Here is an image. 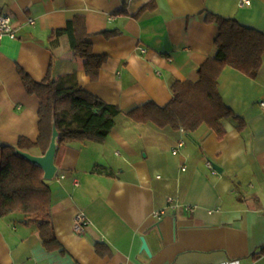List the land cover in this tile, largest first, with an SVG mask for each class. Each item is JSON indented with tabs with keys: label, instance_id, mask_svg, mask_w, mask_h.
Returning a JSON list of instances; mask_svg holds the SVG:
<instances>
[{
	"label": "crops",
	"instance_id": "crops-1",
	"mask_svg": "<svg viewBox=\"0 0 264 264\" xmlns=\"http://www.w3.org/2000/svg\"><path fill=\"white\" fill-rule=\"evenodd\" d=\"M240 3L0 0L17 35L0 39V143H35L39 135V101L25 91L19 68L35 82L51 64L53 76L74 72L83 90L123 112L103 142L58 147V171L47 183L61 250L46 249L35 226L14 213L0 217V264H264V53L255 79L230 67L218 77L224 104L245 122L241 131L222 120L219 139L204 124L185 132L125 114L168 104L173 81H197L198 67L216 54L219 31L210 14L264 33V0ZM75 16L85 19L93 53L106 56L94 82L68 37L48 43ZM78 214L81 233L74 231Z\"/></svg>",
	"mask_w": 264,
	"mask_h": 264
},
{
	"label": "trees",
	"instance_id": "trees-1",
	"mask_svg": "<svg viewBox=\"0 0 264 264\" xmlns=\"http://www.w3.org/2000/svg\"><path fill=\"white\" fill-rule=\"evenodd\" d=\"M143 7L140 12L146 10ZM207 21L218 26L215 39L216 54L207 58L197 69L198 79L173 81L172 98L161 107L154 103L132 108L125 114L136 123H152L156 127L193 132L206 125L219 139L226 130L222 120H233L236 129L245 127L244 120L227 107L218 91V77L225 67L255 79L261 71L264 53V33L247 28L235 19L210 14ZM110 37L116 32H104ZM62 36L68 37L73 54L84 60L83 69L90 81H96L106 56L93 53L87 41L85 19L75 16L63 30L51 32V47ZM51 64L44 80L35 82L21 68L18 73L25 91L39 101L36 142L20 138L17 146L24 151L43 155L48 149L55 122L59 145L74 141L103 142L122 110L83 90L75 73L53 76ZM18 213L27 224L39 231L42 244L48 250H61L51 221V190L43 179V171L32 165L10 146L0 143V217Z\"/></svg>",
	"mask_w": 264,
	"mask_h": 264
},
{
	"label": "water",
	"instance_id": "water-1",
	"mask_svg": "<svg viewBox=\"0 0 264 264\" xmlns=\"http://www.w3.org/2000/svg\"><path fill=\"white\" fill-rule=\"evenodd\" d=\"M52 136L48 146V149L43 155L34 154L29 151H24L17 145H10L1 143L3 146H10L14 152L29 162L32 165H36L43 171V179L45 181H52L57 174V166L55 165V158L59 147V132L56 129L55 122L52 123ZM214 169H217V165L212 164ZM141 250L150 256L149 248L143 238H141Z\"/></svg>",
	"mask_w": 264,
	"mask_h": 264
},
{
	"label": "built area",
	"instance_id": "built-area-1",
	"mask_svg": "<svg viewBox=\"0 0 264 264\" xmlns=\"http://www.w3.org/2000/svg\"><path fill=\"white\" fill-rule=\"evenodd\" d=\"M250 0H241L240 6H246L249 5ZM29 23L33 24L32 20H29ZM3 37H9L10 39H16L17 35L13 28V23L11 21V18L8 15L0 14V39ZM261 106H264V102L261 103ZM167 203L169 207L176 206V201L174 198H168ZM187 210H192V208H186ZM166 210H162L160 212L155 213V216L159 217L160 215L164 214ZM85 225V222L79 214L75 218L74 222V231L76 233H81L83 231V227Z\"/></svg>",
	"mask_w": 264,
	"mask_h": 264
}]
</instances>
